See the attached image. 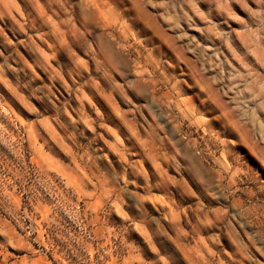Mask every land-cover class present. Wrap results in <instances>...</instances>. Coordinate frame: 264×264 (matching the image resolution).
Here are the masks:
<instances>
[{
  "label": "rangeland",
  "instance_id": "obj_1",
  "mask_svg": "<svg viewBox=\"0 0 264 264\" xmlns=\"http://www.w3.org/2000/svg\"><path fill=\"white\" fill-rule=\"evenodd\" d=\"M0 264H264V0H0Z\"/></svg>",
  "mask_w": 264,
  "mask_h": 264
}]
</instances>
